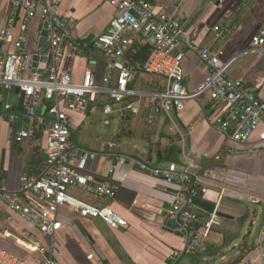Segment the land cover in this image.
<instances>
[{"label":"crops","instance_id":"0c3cea01","mask_svg":"<svg viewBox=\"0 0 264 264\" xmlns=\"http://www.w3.org/2000/svg\"><path fill=\"white\" fill-rule=\"evenodd\" d=\"M153 1L158 14H176L191 30L197 44L223 52V64L237 58L229 69V76L245 89L254 88L264 102V52L241 56L251 47L259 30L264 29V0H227L224 4L213 0ZM54 2L59 5L60 17L68 20L70 27L62 45V58L52 63V67L70 73L75 83H81L90 69L97 85L113 86L116 73L112 75V82L106 84L107 61L96 41L110 27L117 14L115 8L108 0ZM10 10V0H0V37L7 30ZM45 23L40 16L27 23L20 11L12 29L15 39L20 35L27 38L26 49L32 58L33 70L41 76H47L51 70L43 58L34 61L41 53L40 37ZM215 27L222 29L220 37ZM3 51L14 52V44L0 41V52ZM150 54V47L134 45L126 59L132 65L143 66ZM183 69L187 88L193 92L209 72L192 52L186 53ZM134 72L132 86L139 92L160 91L165 84L159 76H148L138 69ZM4 96L7 98L6 94ZM20 98L15 94L8 98L16 113L14 122L3 115L0 103V185L9 192L20 189L24 176L37 177L42 173L48 139L47 132L37 128L32 140L16 143L17 133L28 126V120L19 109ZM110 102L109 95L103 94L91 102V109L85 115L66 113L71 121L72 144L94 155L83 173L97 181L109 182L115 188V198L99 201L76 188L70 192L111 207L128 221L129 228L112 229L101 220L82 219L61 209L58 216L63 227L55 237L58 246L55 258L59 264H171L175 253L183 252L186 247V239L175 232L176 224L168 217L179 184L167 185L162 179L139 171L132 159L152 168L175 163L179 169H184L188 164L185 157L195 159L201 178L209 186L206 194L198 191L195 197L217 203L221 190L227 189L218 207L233 219L218 217V225L213 226L208 238L193 253L196 255L182 254L176 264H216L218 259L220 264H226L224 250L231 246L239 252L231 264H236L237 258L251 264H264L259 246L264 244V154H246L244 146L230 141L220 131L218 121L230 120L229 104L202 97L189 101L183 111L173 113V121L161 115L150 125L146 118L149 100H144L140 115L127 118L105 115L103 107ZM48 105L41 106L42 117L47 116ZM94 115H100L104 126L108 127L104 138L86 129L85 121ZM110 144L114 145L112 149ZM116 155L130 159L118 163ZM246 195L259 197L262 202L251 204ZM257 217H260L259 225L253 236L251 230L244 229L249 222L254 225ZM200 219L195 225L196 231L201 230L205 218ZM31 242L46 250L49 248V240L43 237L37 225L24 221L0 200V249L13 255L20 264H39L42 256ZM243 250L247 251L241 255Z\"/></svg>","mask_w":264,"mask_h":264},{"label":"built area","instance_id":"2783aa9c","mask_svg":"<svg viewBox=\"0 0 264 264\" xmlns=\"http://www.w3.org/2000/svg\"><path fill=\"white\" fill-rule=\"evenodd\" d=\"M117 14L108 30L98 37L97 47L107 61L108 76L105 83L112 82L110 88L99 86L93 72L88 69L81 83H75L67 72H59L52 67L47 76L34 72L32 58L27 52V38L20 35L13 37L14 18L22 11L25 21L30 23L40 16L48 23V42L52 63L62 58V45L68 34L70 22L59 15V5L54 0H10V19L7 30L3 31L0 41L13 43L14 52H0V103L3 115L14 122L16 113L8 101L15 90H21L22 116L28 120V126L20 130L15 141L18 144L33 139L37 128H43L47 134L42 173L37 176L23 177L21 187L16 192H9L0 185V200L24 221L37 225L40 233L49 240V248L30 244L41 254L39 264H59L55 258L58 246L55 241L63 223L58 213L66 209L82 219L101 220L112 229H128V221L111 207L100 205L70 192L76 188L86 192L92 198L102 201L114 199L115 188L107 181H97L86 175L90 158L94 155L76 148L71 141V121L66 111L81 115L87 113L91 102L98 96L108 94L110 103L104 105L103 113L124 118L128 113L138 116L144 100H149L147 123L152 125L161 115L173 121V113L181 112L192 100L208 96L213 102H226L230 106V120H219L220 131L232 142L244 146L248 155L264 154V102L256 90L245 89L240 82L229 76V69L234 58L227 64L221 61L223 52L200 46L195 42L191 30L179 20L176 14H158L153 0H108ZM224 4L227 0H213ZM217 37L222 29L215 27ZM134 45L151 48V54L145 65H132L126 57ZM187 52L194 53L208 68L209 72L202 85L196 91H190L186 85L183 61ZM264 52V29H260L252 40L251 47L241 56H253ZM138 69L148 76H159L165 84L160 91L144 93L132 86L135 80L134 70ZM6 94V97L4 96ZM47 106V116L42 117L40 108ZM118 106V108H116ZM114 145L110 144L109 148ZM118 163H126L129 157L115 156ZM188 161L184 169L171 163L165 168H152L143 161L132 159L136 168L162 179L165 184H179L175 201L168 211L170 221L176 224L175 232L186 239L183 252L175 253L171 264H176L182 254L195 253L208 238L213 226L218 225V202L227 189H222L219 201L213 213L202 222L200 231L195 230L199 223L200 212L193 203L198 191L206 194L208 184L199 174V165L195 159ZM251 204H260L262 200L253 195H246ZM260 252L264 257V244L260 243ZM92 255L89 256L92 259ZM0 264H20L10 253L0 249ZM238 264H251L245 260Z\"/></svg>","mask_w":264,"mask_h":264},{"label":"water","instance_id":"95a60500","mask_svg":"<svg viewBox=\"0 0 264 264\" xmlns=\"http://www.w3.org/2000/svg\"><path fill=\"white\" fill-rule=\"evenodd\" d=\"M48 23H45L44 30L41 33V39H40V45L39 49L41 50V53L37 57H35L34 61H40L42 58L43 60L47 61V68L51 69L52 67V56L50 53V47L47 46L48 43ZM15 96L18 98L21 95V90L17 88L15 90ZM19 109L22 110V98L19 99ZM91 109V105L88 108V112ZM193 203L198 207L199 212L205 216L210 215L211 213L214 212L216 208V203H208L204 201L203 199L200 198H193ZM217 217L222 218V219H233V217L223 213L222 211L219 210L217 211Z\"/></svg>","mask_w":264,"mask_h":264},{"label":"rangeland","instance_id":"374dc122","mask_svg":"<svg viewBox=\"0 0 264 264\" xmlns=\"http://www.w3.org/2000/svg\"><path fill=\"white\" fill-rule=\"evenodd\" d=\"M85 126H86L87 131H90L92 133L93 132L97 133V134L101 135V137H103V138H104V136L108 135V132H109L108 131V127L104 126V124L102 122V118H101L100 115H94L91 118L87 119L85 121ZM221 210H222V207H221ZM258 210L260 211L261 209H258ZM259 220H260V217H257L256 220H255V224L254 225H252V223L249 222L246 225L244 230L245 231L251 230L252 235L254 236L256 234V232H257V229H258ZM246 251L243 250L244 253H242V251H241V255L245 254ZM224 252H225L224 255H226V260H225L226 264H228V263L231 264L230 261L235 259L237 257V255H238V253H239L237 249L233 248V246H231L230 248L225 249ZM224 255H222V256H224ZM235 261H236V264H238L240 260H239V258H237ZM220 263H221V261H220V259H218L216 261V264H220Z\"/></svg>","mask_w":264,"mask_h":264},{"label":"trees","instance_id":"16d2710c","mask_svg":"<svg viewBox=\"0 0 264 264\" xmlns=\"http://www.w3.org/2000/svg\"><path fill=\"white\" fill-rule=\"evenodd\" d=\"M131 114L130 113H128L127 115H126V117L125 118H127L128 116H130ZM204 216V220H206V218H207V216H205V215H203V214H200V217H203ZM190 255H196V254H190Z\"/></svg>","mask_w":264,"mask_h":264}]
</instances>
